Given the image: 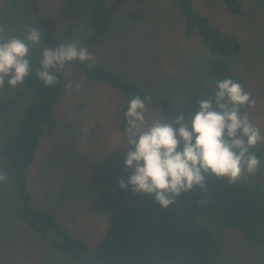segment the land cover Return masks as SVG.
Listing matches in <instances>:
<instances>
[{
    "label": "trees",
    "instance_id": "obj_1",
    "mask_svg": "<svg viewBox=\"0 0 264 264\" xmlns=\"http://www.w3.org/2000/svg\"><path fill=\"white\" fill-rule=\"evenodd\" d=\"M124 1L65 0L72 7H87L86 42L90 46L102 42ZM221 1L232 15L245 13L240 0ZM21 2L25 14H31L33 1ZM176 4L183 16L185 34H196L204 49L198 73L180 103L99 65L79 62L87 78L104 83L118 96L114 121L122 135H126L127 127L124 112L133 96L146 98V107L156 112L160 120L170 122L181 113L186 118L194 113L197 101L214 92L215 80L230 77L245 90V77L235 64L242 55V41L221 33L194 7L193 0H176ZM130 15L141 18V14ZM0 24L15 25L1 7ZM71 28L69 23L60 39L69 36ZM258 41L264 56V32L259 33ZM38 60L35 70L24 79L31 98L22 114L15 118L13 131L0 139V156L4 159L0 166L13 181L11 214L18 221L75 264H235L228 243L231 233L241 237L251 263L264 261V147L261 142L250 149L260 159L255 172H244L234 182L209 177L204 189L193 186L166 208H160L151 195L118 186L117 181L126 178L130 169L101 175L93 194L97 195L99 206L109 212L103 233L91 246L68 229L57 216V205L70 209L89 186L73 173L76 170L69 171L52 154L49 156L53 159L41 163L36 180L31 183L29 180L41 138L46 133L53 137L66 133L69 124L67 118L56 116L66 81L65 69L58 70L55 84L45 86L34 75L39 70ZM259 60L264 64V58L258 56L250 61L249 67ZM249 94L254 103L251 107L241 106L244 114L255 104L253 94ZM6 186V180H0V206Z\"/></svg>",
    "mask_w": 264,
    "mask_h": 264
},
{
    "label": "rangeland",
    "instance_id": "obj_2",
    "mask_svg": "<svg viewBox=\"0 0 264 264\" xmlns=\"http://www.w3.org/2000/svg\"><path fill=\"white\" fill-rule=\"evenodd\" d=\"M33 12L26 15L21 0H0L13 19L14 26L0 24V39L23 38L27 26L43 31L41 44L30 47L32 70L44 46L77 42L91 54L90 63L118 75L138 81L160 91L180 103L198 73L203 47L196 34L186 35L184 21L176 0H125L115 13L110 28L101 43L90 46L87 7H72L65 0H32ZM243 15L230 14L221 0H193L194 7L207 16L221 33L234 35L243 43V51L235 64L243 73L245 91L252 93L254 106L245 114L264 135V64L259 60L253 67L250 61L264 58L258 35L264 32V0H240ZM141 14V18L130 14ZM72 24L69 36L60 39L64 28ZM260 49V50H259ZM66 81L57 105V117L67 118L68 130L52 136L46 133L40 140L37 154L29 172L30 183L36 180L43 161L53 157L67 165L89 186L74 206L57 205V216L73 233L93 246L105 228L109 212L100 207L93 190L101 175L123 171L126 135L115 128L119 98L115 91L87 78L78 61L64 65ZM7 79V78H6ZM31 98L25 84L15 88L0 87V139L14 129V120L23 112ZM145 124L159 119L156 112L145 107ZM66 122V121H64ZM264 147V141L261 142ZM52 154L53 157L49 156ZM4 159L0 156V165ZM0 180H6L0 206V264H75L55 248L36 236L11 214L13 181L0 166ZM235 264L251 263L247 246L235 233L228 238ZM245 257V258H244ZM256 264H264L258 261Z\"/></svg>",
    "mask_w": 264,
    "mask_h": 264
},
{
    "label": "clouds",
    "instance_id": "obj_3",
    "mask_svg": "<svg viewBox=\"0 0 264 264\" xmlns=\"http://www.w3.org/2000/svg\"><path fill=\"white\" fill-rule=\"evenodd\" d=\"M42 39L41 28L33 26L26 27L23 38L0 39V87L5 80L9 88L23 84L32 70L30 47L41 44ZM90 59L88 50L75 41L55 47L44 43L34 75L50 86L66 63ZM213 83L214 92L197 101L194 113L187 118L181 113L170 122L155 119L145 124L146 98L133 96L128 101L123 166L131 172L117 181L121 189L151 195L160 208H166L193 186L204 189L209 177L234 182L242 173L257 170L260 159L250 149L264 141V135L240 111L254 101L230 77Z\"/></svg>",
    "mask_w": 264,
    "mask_h": 264
}]
</instances>
